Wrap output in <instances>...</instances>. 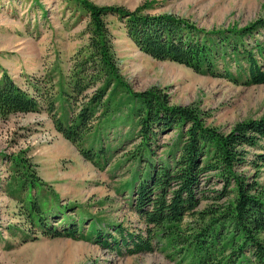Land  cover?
<instances>
[{
  "label": "trees",
  "instance_id": "16d2710c",
  "mask_svg": "<svg viewBox=\"0 0 264 264\" xmlns=\"http://www.w3.org/2000/svg\"><path fill=\"white\" fill-rule=\"evenodd\" d=\"M74 1L89 16L88 39L71 59L67 89L61 87L59 91L62 114L56 111L51 78H33L28 88L22 89L2 71L0 116L46 112L55 130L86 161L103 168L114 149L100 143V125L112 123L114 116L124 110L122 114L137 128L140 139L139 151L132 160L146 159L145 168L132 171L122 185L121 191L133 196L132 204L147 232L146 237L136 240L122 237L120 244L126 253L151 252L155 240L164 251L170 250L186 264H264V187L257 182V174L249 177L236 170L246 163L249 149L259 154L248 164L255 168L264 165V117L238 122L225 133L208 126L206 113L199 107L171 104L169 94L162 88L151 86L134 91L119 71L105 17L116 16L127 37L155 59L212 74L228 59L237 63L240 73H246V85L264 84V19L243 27L205 29L172 14H150L146 10L151 2L129 10L98 6L89 0ZM241 61H245V67ZM223 71L230 76L227 69ZM65 103L72 108L66 110ZM170 131L177 132L166 152L170 163L167 159L156 166L151 158L154 139ZM10 161L13 179L21 187L40 184L28 160L13 155ZM208 173H214L222 182L214 199L219 201L230 194L233 198L226 204L198 210L207 199L201 185ZM24 203L26 221L33 227L39 225L43 236H101L96 223L89 224L85 235L80 226L66 219H62L61 228L50 226L37 202ZM112 241L117 249L119 242L114 238Z\"/></svg>",
  "mask_w": 264,
  "mask_h": 264
},
{
  "label": "rangeland",
  "instance_id": "374dc122",
  "mask_svg": "<svg viewBox=\"0 0 264 264\" xmlns=\"http://www.w3.org/2000/svg\"><path fill=\"white\" fill-rule=\"evenodd\" d=\"M89 1L129 10L151 2L146 12L186 18L205 29L243 27L264 19V0ZM88 20L87 12L74 0H0V78L6 71L22 89H27L33 78H51L57 100L61 87L67 89L72 57L87 43ZM105 22L119 71L134 91L162 88L171 104L199 107L206 113L205 123L225 133L238 122L264 117V84L246 85V73H240L237 63L227 59L212 74L158 60L139 50L116 16H106ZM240 64L246 66L245 61ZM70 107L65 103L66 110ZM63 110L57 100L58 115ZM122 113L115 115L112 123L100 125V143L114 149L103 168L86 161L55 130L46 112L0 116V264H186L155 240L153 251L135 254L126 253L120 244L122 237L136 240L147 235L145 222L132 204L133 196L121 191L132 171L145 168L146 160H132L140 139L137 128ZM176 138V131L156 135L151 157L154 165L170 161L166 152ZM256 154L257 150L249 149L246 163L236 170L249 177L257 174V182L264 187V165L255 168L248 164ZM13 155L29 161L39 185L21 187L13 179ZM221 188L214 173L205 174L201 189L207 199L198 210L232 200L231 194L214 199ZM25 201L37 202L53 227L61 228L62 219H66L80 226L85 235L89 224L96 223L102 241L99 235L91 239L43 236L39 225L33 227L26 221ZM113 238L119 242L117 249Z\"/></svg>",
  "mask_w": 264,
  "mask_h": 264
}]
</instances>
